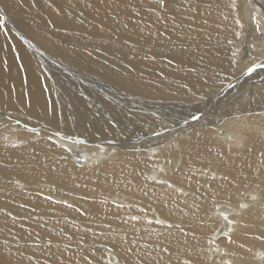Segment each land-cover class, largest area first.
<instances>
[{"label": "bare ground", "instance_id": "6f19581e", "mask_svg": "<svg viewBox=\"0 0 264 264\" xmlns=\"http://www.w3.org/2000/svg\"><path fill=\"white\" fill-rule=\"evenodd\" d=\"M191 2L157 22L155 0H0V264H84L92 232L94 264L114 244L124 264L129 244L170 239L156 218L195 233L194 264H264V68L247 73L264 60V0ZM222 205L239 213L232 244Z\"/></svg>", "mask_w": 264, "mask_h": 264}, {"label": "snow or ice", "instance_id": "6c2138e0", "mask_svg": "<svg viewBox=\"0 0 264 264\" xmlns=\"http://www.w3.org/2000/svg\"><path fill=\"white\" fill-rule=\"evenodd\" d=\"M177 3H178V0H155V3L150 5L149 12L153 13L156 16V20L158 22L161 19H166L168 17L169 11L173 10ZM225 6L228 7L230 10L236 8L235 0H232L231 3H229ZM87 7H92V5L89 4V5H87ZM180 7H182L184 9V13H186L188 17H192L197 13V10L199 9L200 4L199 3L193 4L191 2V0H188V3L181 4ZM209 7H211V4H209ZM217 7H219V5H217ZM161 13H163L164 15L162 16ZM184 13L180 14L181 20L179 21V23L177 22V16L176 15L171 16L172 27L174 29H180L181 28L182 24L184 23V19H183ZM80 15L82 16L83 13L81 12ZM136 15L139 16L140 13L137 12ZM113 19H115V18L113 17ZM224 19L227 20L228 17L224 16ZM81 23H83V21H81ZM204 23L206 24L207 20H205ZM237 23H239L238 19H237ZM6 24H7V16H6V14H4V15L0 16V29H2L5 32V35L7 36V33L9 30L6 27ZM240 26L243 27L242 24ZM259 28H260V25H259V22L257 21L256 22V30L258 31ZM18 35H20V39L24 43L30 44V39H26L24 37V35H21L19 33H18ZM188 35H189V33H185V36H188ZM235 35L239 36L240 33H235ZM261 36L264 37V33H261ZM227 42L229 44L233 43L232 40H228ZM252 47L255 48L256 45L253 44ZM237 54L238 53H235V52L232 53L233 56H236ZM259 54L264 55V49H262ZM91 55H92L91 53H88V56H91ZM251 59L254 62L251 64L250 67L247 68L248 74L255 72L257 68H264V60L256 61L255 56H253ZM153 60H155V56H153ZM168 63L171 64V63H173V61L169 60ZM229 87H232V85L229 84ZM49 114H51V112ZM191 119L193 121L199 122L202 119V116L197 115V114H192ZM33 131H35V129H33ZM48 139H49V141L55 143V141H53L51 136H49ZM61 147H63V145H61ZM65 151L71 152L72 149L70 147L65 148ZM169 163H170V161H169ZM160 171L163 172L164 169L161 168ZM153 179L155 180L156 178L153 177ZM212 179L215 180L214 175H213ZM221 179L226 180L227 176H222ZM243 179L246 180L247 177H245ZM156 182L159 184L167 185V188L173 189L174 191L181 192L183 195H187V193H183L182 189H176L174 187V185L169 181L156 180ZM144 195H148V193L145 191ZM213 195H215V194H213ZM45 199L48 201H52L53 203H57V204L63 203L69 208L73 207V205L68 204L67 201L53 200L52 196H46ZM85 199H86V197H85ZM252 199L258 200L259 197L253 196ZM117 206L123 207L122 204L117 205ZM239 207L243 209V208L249 207V205L240 204ZM33 211H34V209H33ZM76 211L80 212L81 215H87V213L85 211H82L79 208H77ZM141 211H145V210L141 209ZM218 211L220 212L221 218L225 221V226L219 230L218 238L223 237L224 239L227 240L228 244H232V243H234V241L232 239V233L234 230V225L237 223V221L233 220V219H229V216L230 215L238 216L239 213L235 212L232 208H229L225 205H222L218 209ZM7 215H11V214L8 213ZM12 219L15 220V217H12ZM129 220L139 222L140 217L131 216V217H129ZM122 222H124V221H122ZM147 223L148 224L154 223V224L161 225L164 228H166L168 230L167 235H168V237H170V239L167 240V243H161V242L157 241L156 243H158V247H155V248L151 247L149 244H144L142 247L138 246V247H140V250L134 249L132 247V245L129 244L128 247L123 249L124 256L122 257V259H124V264H162V261H163L165 256H167L168 264H171L175 250L170 251V248L173 246L174 241L176 242L177 248L179 247V245L181 243L185 245L183 252H184L186 258L183 260V264H194V262L196 261V257L198 255V252L195 249H193L188 243V237L190 235L192 236L193 239H195V233L194 232H192L191 230H185L179 224L169 223L165 219H159V218H156L154 220L150 219L147 221ZM174 228L179 233V237L176 235V233L172 232V229H174ZM133 230L136 231V229H133ZM90 231H91V229H88V228L84 229L85 234L89 233ZM91 235H92V239L90 241L85 240L83 237H81L76 242V247H77L78 251L83 250V251L88 253V255L81 256V260H83L84 264H94V262L96 261L95 253L97 250H99L96 248V241L99 237H103L104 233L103 232H99V233L92 232ZM181 237L183 239H180ZM67 240L71 241L72 237L68 236ZM120 243L121 244L127 243L126 238H121ZM52 247H53L52 241L49 240L48 241V248L51 249ZM56 247H57V249H59V245H57ZM101 247H103V251L107 253V256L106 257L101 256L99 258V264H121V259L118 258V257H120L121 254H120V252L116 251V248L119 247V245L114 244V245H112V247H104L103 245H101ZM65 251H71L68 244H65ZM89 256H91L92 258L90 259ZM29 259L31 260V258H29ZM177 259H179V257H177ZM58 264H60V262H58ZM72 264H75V261H72ZM229 264H231L230 261H229Z\"/></svg>", "mask_w": 264, "mask_h": 264}]
</instances>
